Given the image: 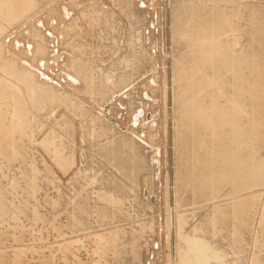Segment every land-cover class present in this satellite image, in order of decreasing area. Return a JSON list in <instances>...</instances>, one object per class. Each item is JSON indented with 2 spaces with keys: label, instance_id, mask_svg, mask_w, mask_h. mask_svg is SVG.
<instances>
[{
  "label": "bare ground",
  "instance_id": "6f19581e",
  "mask_svg": "<svg viewBox=\"0 0 264 264\" xmlns=\"http://www.w3.org/2000/svg\"><path fill=\"white\" fill-rule=\"evenodd\" d=\"M221 1L231 2L232 0H221ZM33 2L34 0H0V9H2L0 10V20H4L2 18L6 17L7 14L9 13L11 15L20 13L19 18L25 17L27 13L29 14V11L31 10L30 7L33 5ZM60 7L61 8L59 9H62L63 6L60 5ZM130 7L131 6H129V8ZM3 9L5 10L3 11ZM191 10H192L191 15L188 17L187 15H181V14L179 15L178 22L180 25H177V27H179L177 28V31H179L178 32L179 42L181 44L189 46L190 48L189 55L181 57L174 64H172L174 65V78H173L174 80L173 81L174 83L178 85V88H179L178 93L177 95H175V97H177V102L179 103L180 108H181V116L177 120L178 130H177V134L175 135L177 137L176 139L178 140V149H175V151L177 150V153H178V155L176 156L178 160L177 170L180 172L179 173L180 180H178L179 184L178 186L177 184H175L179 188V192H177L176 194L179 196V198L181 195L182 200H185L187 203H191V205L193 206L200 202L210 203L215 200H219L221 198L228 199L229 197L234 199L235 204L231 206V208L230 207L229 208H218V206H215L210 211V214L205 218V220L203 222L201 221L202 222L201 225H194L193 223H191L190 225V222H192V220L195 219V213H193L194 211L192 212L193 214L192 216H187L186 214H183V212L182 213L180 212L177 217V224H176V232H177V238L179 241V249L177 250L178 251L177 254L175 253L176 256H174V258H171L169 260V264H223L225 263L229 256L227 251L222 250V247L221 249L220 247L218 248L217 243L213 241L212 238L207 239L208 237L206 238L204 235H210V236L212 235L215 238H219L220 234L225 232V229L227 228V223L230 217H232V219L236 223L235 226L233 227L234 228L233 237H237L238 235L242 236L243 234H241L242 232L241 230H243V227H245V230L247 232L251 231L252 233V237L250 239L254 240L253 248L256 249V251L253 254L251 252L252 257L249 261V264H264V202L262 200L264 194L258 193V191H256L260 188H264V12L256 11V12H252L251 14L247 15L249 28L246 31L245 37H246L247 43H249L250 45L247 48L244 47V49L240 51L239 49H241V47H239L238 45L240 44V38L238 34L240 33L241 26H242V25L240 26V21H242V19L245 18V15H242L238 10H235L234 8L230 9L224 6H223V10L221 11H208L205 8L204 9L205 12H203V10L198 7L197 8L194 7ZM61 12L63 13V10ZM179 12H181V10H179ZM43 17H46V16H43ZM30 21H32V19ZM5 30L6 28L0 25V37L5 32ZM177 31L175 33H177ZM15 37L16 35L14 36V39ZM35 41H34V44L31 42L34 45L33 46L34 50L37 44V43L35 44ZM16 43L17 41L15 42V44ZM46 43L42 42V40L41 42L40 41L38 42V47L36 48V51H35L36 55H33L30 60L32 63L38 62L40 59L45 58L48 55V53L51 51V49H49L50 51L48 52ZM15 50L17 49L15 48ZM17 52L9 49V45L7 44L6 41L1 42L0 44V73H2V77L0 76L1 77L0 84L1 83L3 84L0 85V164H1V160L11 162V164L18 163L22 171H24L21 179H24L27 181V188L26 190H23V192L25 193L22 198L23 202L18 203V205L21 203L20 208L19 206L18 208L15 207L17 205L16 200H13L12 196H11L12 199L10 200L9 193L6 190L5 191L2 189L0 190V264H55V260L57 258L60 260L61 263L63 262V264H119V263L121 264L123 262L125 264H141V262L143 261L142 260L143 258L142 248L144 247V245L142 244V241L144 240V238H147L146 237L148 236L147 233L151 234L154 231L153 225H148L145 222H144L145 224H141L140 227L136 229H132V230L128 229L127 231H126V228L123 229L124 227L122 228L115 227L113 228L114 230L112 231L106 230L107 231L106 233L94 232V233H90L87 236H83L80 238L65 239L64 241L58 242V243H45L42 246H36L34 244H28L25 246L19 245V243L22 240H24V238H28L30 240L34 239L37 233H38L37 235L38 237H43L42 234L44 230H39V231L37 230L38 225L43 222L47 223L48 221V226L45 229L46 231H51L53 235H56L57 237H61L62 235L67 236L66 233L68 232L66 231L68 230L93 231L94 230L93 225L97 224L100 226L102 225L104 226L105 224L107 225V223H110L112 221L114 222L116 218L119 219L122 217L123 219H126L127 221H129L128 217H132V215H131V211L129 210L127 206V202H126L127 198H125V196L121 194L123 186L120 183H118V181H117V184H115L116 188L109 189V191L106 190L105 192H101L98 195L100 203L98 204L96 203L95 206L92 205L94 204L93 202L92 204L91 202H89L90 201L89 199H83L79 201V203H76V201L78 200L77 198L74 199L75 194L73 193L72 194L73 199L70 200L71 202L67 203V205H65L64 208L66 209L71 206L72 208H74V211H77V212H72V209L71 211L70 209H68V212L65 213L67 217V222H68L66 224L65 229H61L62 227L59 228L60 226L58 227L57 221L59 222V220L57 218L55 220H52L53 217L49 218L47 213L44 214V211H43V214L41 215L39 211L40 208L38 209V207H36L35 201L36 200L38 201V199H36L37 197L36 195H37V192L41 190L39 188V185L41 187L40 179H42L41 174H43L42 172L44 171L42 170L43 168L42 167L41 168L42 172H41V170L38 167L41 164L40 165L37 164L40 162L36 161L37 159L35 160L33 158V155H34L33 150L36 151L37 149V148L35 149V146H34L35 144L34 136L36 135L35 131L38 130V128L40 129V127L38 126H40V122L42 121V119L45 118L44 115L46 114L49 115L51 112L50 111V112H47L46 114H43V110L46 109L48 111L49 109H51V107L53 108V106L56 104H59L60 106H67V107L71 105H70L69 100L67 99V96L65 97L63 95L64 92L61 93V91L57 90L58 88H56L55 86H51L45 81H43V79L41 80L39 79V74L42 72H34L30 70L27 67L28 63L25 66L24 65L25 63L23 62L25 59L22 60L19 56H17L19 55ZM78 60L79 59L77 57L71 58L70 61L66 64L68 71L71 72V74H69L70 72L67 74L73 75L75 79L77 78L76 80L80 81L81 86L82 84L83 85L85 84L88 87L87 94L95 96V94L99 90L101 93V100H104L102 105H106V103L109 101L110 97H108V94L113 93L111 96V99H112L115 93L123 91L125 88L129 87V85L131 84V83L129 84L130 79H131L130 76H124V77H127V80H128L127 81L125 79V82L123 84L124 86L122 85L124 88H121L119 91H114L113 86L115 85H112V82H113L112 80H114V74H116L115 72H117L116 65H113L112 69L105 72L103 68L97 67L90 62L86 64ZM41 65L42 63L41 61H39V63L37 64L38 66L37 68L41 69L40 68ZM124 65L126 66V68H129L130 71L134 70L132 71V73H134L138 67L146 71H150L151 69L153 70L155 66L153 59L151 58L149 59L146 57L135 58V56L133 55L124 61ZM172 77H173V74H172ZM76 80L73 79L72 81L76 82ZM97 82L100 84L99 86L102 85L103 87L98 88L96 90V88L93 86L95 83L97 84ZM71 88H73L75 91L81 90V87L78 85H74V86L72 85ZM61 90H64V89H61ZM79 92L81 93V91ZM72 96L73 95H71V99H72ZM107 97H108V100H107ZM76 103L80 104V102H76ZM136 105L137 104L135 102L133 106L136 107ZM139 105L140 103L137 105V107ZM136 109L135 111H138ZM8 110H10V112H8ZM59 110H60V107H59ZM90 110L92 109L89 108V111ZM75 111L77 112L76 109ZM63 112L65 111L63 110ZM51 114L53 115L54 113H51ZM93 114L94 113H92V116ZM99 118L101 119V116ZM99 126L100 125H98V127ZM101 132L104 133L103 130H100V132L96 130L95 133H93L92 135L94 136L97 135L100 138L102 137L104 138L106 134L105 133L103 135L99 134ZM125 137H126V134H125ZM63 138L64 137H62V135L58 137V135L52 136L51 134H49L39 142L40 143L39 148L40 149L42 148L41 150L45 151L49 155V158L55 164L54 167L57 166L59 169L66 171L70 169V167L73 164H75V162L77 161H75L73 158L75 154L73 156H71L72 154L71 155L69 154L71 153V151L68 153L69 155H67L66 151L68 147L62 142ZM71 138L72 137L68 139L70 140ZM78 139H80V137ZM129 139L127 138L124 139L123 140L124 144H121L122 142L119 144H116L115 148L113 149L111 153V159L113 163L115 162L119 164H128L127 162L128 157L126 158L123 156L122 145L124 146L127 145V143L130 142ZM107 140H108L107 142L108 144L113 143L114 145V142L109 141V139ZM99 143L97 144L99 145ZM107 147L109 146L107 145ZM140 147H143V146L140 145ZM103 148L104 147H102V149ZM143 153L145 154V152ZM150 154L152 155V153ZM100 156L101 155H99V157ZM139 156H140L139 158H138V155L134 157L135 159H137V160L134 159L135 163L139 164L140 166L138 167L139 169L138 171L146 170L149 166H150L149 169L152 170L151 168L152 164H150L152 163V160L150 162L148 161L149 163L145 164V165L149 164V166L143 167L142 161L145 159V155L144 157H142L143 155H139ZM148 158L149 160L151 159L150 157ZM148 158L146 156V160H148ZM89 159H90V156H89ZM45 162H47L46 158H45ZM47 165H48L47 169L51 171L49 167V165L51 164L48 163ZM2 166L0 165V173L3 171ZM76 166L77 165L75 164V167ZM10 168L12 170L14 167L12 168V165H11ZM109 170H107L106 173ZM82 173H84L83 170L76 173V175L79 176V174L82 175ZM13 174H16V178H17V173L14 172ZM46 174H45V178L43 179H45L49 184L53 185L54 181L51 180L50 178L52 175L50 176L49 174L50 177H46ZM146 174L148 173H145V176ZM106 175L105 177H108ZM110 175L109 177H111ZM113 175L115 174L113 173ZM68 176L70 175H67V177ZM14 177L13 179H15ZM59 177H61V174ZM99 178L100 177H98V179ZM153 178L154 177H152L151 179ZM13 179L12 180L10 179V180L12 181V189H14V192L16 193L17 192L16 190L18 188L17 186L18 179H15V180ZM92 181L93 180H91V182ZM120 182H123V181H120ZM96 183H97V180L93 181V184L92 183L91 184L94 185ZM151 183L152 181L150 182V184ZM45 184L46 182L44 183V185ZM23 185H26V184H23ZM87 185H90V183L88 182ZM59 186H57L56 188H58ZM95 186L97 187V185ZM61 187H59V189H61L62 191L63 190L62 188L64 186L62 188ZM46 189H49V188H46ZM80 189L77 191L80 192ZM102 189L103 188H101V190ZM95 190L96 188L94 189V191ZM64 193H61V194L66 196L67 194L66 191ZM154 194H156V196L158 195L155 192ZM18 195H21V194H18ZM26 195H27V198L25 197ZM41 195L43 196V194ZM244 195H247V196L244 197ZM140 197H142L141 193H140ZM41 199H43V197L40 198V201ZM65 199L66 197L64 198V200ZM141 200L139 202H141ZM261 200H262L261 203H263V205L261 204L262 206L260 205L259 209L255 208L254 204L257 201H261ZM46 201L48 202L49 206L51 202L52 208L54 209L55 208L59 209L61 204L62 206H64V204L68 202L66 201L63 204V203H59L58 199L54 201L52 199L50 200V198ZM144 201L146 200H143L142 202ZM181 201L179 199L177 201V205L179 208L180 207L183 208V206H180L182 205ZM150 205L151 203L148 206H146L145 210L148 211L147 212L148 215L152 216L151 213L149 214V210H147V208H151ZM90 206L94 207L93 212H88V209L90 208ZM11 207L15 208L14 210H16V212L14 213L12 212L13 216L9 217L12 220L8 223L6 220V217L8 216L7 212L9 208ZM144 207L142 208L144 209ZM46 208H48V206ZM65 209H62V211ZM208 210L206 211V213L208 212ZM49 211H50L49 213H51V209ZM58 211L56 212L60 213ZM91 211H92V208H91ZM52 214L53 213H51V215ZM45 215L48 216V219H47V216ZM201 215L203 216L204 213ZM252 216L256 218L257 216H259V221L256 225L254 223L251 224L250 218ZM24 217L27 219V223L23 221ZM97 217L101 219L99 222L97 220L96 221L93 220L94 218H97ZM196 218H198L197 215H196ZM90 220H91V223L89 222ZM124 221H122V223ZM88 222L91 225L89 226L90 228L85 227L86 225H88ZM5 223H8V224L5 226ZM2 225L5 226L4 229L1 228ZM254 225L257 226L256 230L254 229L255 228ZM190 226L191 228L189 229L190 230L189 232L188 228ZM250 241L248 244H250ZM8 243H11V245H8ZM90 243H93L92 247H90ZM223 248H225V246H223ZM241 251H242V248H241ZM81 252H83V254ZM83 256L85 257L91 256L92 261L91 262L88 261L90 257L86 259ZM245 256L247 258V255ZM232 257H233V254H232Z\"/></svg>",
  "mask_w": 264,
  "mask_h": 264
},
{
  "label": "rangeland",
  "instance_id": "374dc122",
  "mask_svg": "<svg viewBox=\"0 0 264 264\" xmlns=\"http://www.w3.org/2000/svg\"><path fill=\"white\" fill-rule=\"evenodd\" d=\"M34 2H33L34 6L32 5L30 7L31 10L29 9L30 10L29 14L27 13L25 17L19 18L20 13L19 14L16 13L14 15H11L9 13L7 14L6 17L2 18L4 20H0V23L2 22L0 25L6 28L5 32L0 37V44L1 42L6 41L7 44L9 45V49L16 51V52L18 51L17 53L19 55L17 56H19L22 60L25 59L23 61L25 63L24 65L26 66L28 63L27 67L30 70L34 72H42L39 74V79L40 80L43 79V81H45L49 85L55 86L56 88H58L57 90L61 91V93L64 92L63 95L65 97L67 96V99L69 100L70 105H71L67 107V106H60L59 104H56L53 106V108L51 107V109H49L48 111L46 109L43 110V114H46L47 112H50V111L51 112L49 115L47 114L44 115L45 118L42 119V121L40 122V126H38L40 127V129L38 128V130H36L37 132L35 131L36 135L34 134L35 135L34 136V141H35L34 146H35V149L37 148L39 150L37 149L36 151L33 150V154H34L33 158L35 160L37 159L36 161L40 162V163H37L39 165L41 164L38 167L40 170L43 167L42 170L44 171L42 172L41 170V172L43 173L41 174L42 179H40L41 187L39 185V188L41 190L37 192L36 199H38V201L37 200L35 201V205L36 207H38V209L40 208L39 211L41 215L43 214V211H44V214L47 213L49 218L53 217L52 220H55L57 218L59 220V222L57 221L58 227L60 226L59 228L62 227L61 229H65L66 224L68 223L65 213L68 212V209H70V211L72 209V212H77V211H74V208H72L71 206H70L71 208L70 207L66 208L67 210L64 208L65 205H67V203H70L71 202L70 200L73 199L72 197L73 193L75 194V196L73 195L74 199L77 198L78 200L76 201V203H79V201L83 199H89L90 200L89 202H91V204L93 202L94 204L92 205L95 206L96 203L97 204L100 203L98 195L101 192H105L106 190L109 191V189L116 188L115 184H117V181H118V183H120L123 186L121 194L125 196V198H127L126 199L127 206L129 210L131 211L132 217H128L129 221H127L126 219H123L122 217H121L122 219L116 218L114 221L115 223L112 221L110 223H107V225L105 224L106 226L105 225L100 226V225L95 224L93 225L94 227L93 231L68 230L66 231L68 232L66 233L67 236L62 235L61 237H57L56 235H53L51 231L45 230L48 226V221H47V223L46 222L41 223L42 225L39 224L41 227L38 225V229H37L38 231L44 230L42 234L43 237H38L37 236L38 233H37L34 239L30 240L28 238H24V240H22L19 243V245L25 246L28 244H34L36 246H42L45 243H58V242L64 241L65 239L80 238V237L87 236L90 233H94V232L106 233L108 230H111V231L114 230L113 228L115 227L117 228L124 227L123 229L126 228V231L128 229L132 230V229H136L140 227L141 224L146 223L148 225H153L154 231L151 234L147 233L148 235L146 236L147 238H144V240L142 241V244L144 245V247L142 248V257H143L142 260L143 261L141 260L142 261L141 264H169V260L171 258H174V256H176L178 252L177 250L179 249V241L177 238L176 224H177V217L180 212L181 213L183 212V214H186L187 216H192L193 215L192 212L194 211L193 213H195V219L194 220L190 219L192 220V222H190V225L191 223H193L194 225H201V223L210 214V211L215 206H218V208H229V207L231 208V206L235 204L234 199L229 197L228 199L221 198L219 200L213 201L215 204L213 202H210V203L200 202L193 206L191 205V203H187L185 200H182L181 195H180V198H181L180 199L179 196L176 194L177 192H179V188L177 186L179 184L178 180H180L179 179L180 172L177 170L178 160L176 156L178 155V153H177V150L175 151V149H178V140L176 139L177 137L175 135L177 134V130H178L177 120L181 116V108H180L179 103L177 102V97H175V95H177L178 93L179 88H178V85L174 83L173 81L174 80L173 79L174 78V65L172 64H174L181 57H184L186 55L188 56L190 52L189 46H186L179 42V37H178L179 31H177V28L179 27H177V25H180V24L178 22L179 20L178 17L180 14L187 15V17L190 16L192 12L191 9L194 7L201 8L203 12H205L204 10L205 8L208 11H221L223 10V6L228 7L230 9L234 8L235 10H238L242 15H245V18H243L242 21H240V26L242 25L241 31H240L241 35L240 33L238 34L240 38V44H241V45L240 44L238 45L239 47H241V49H239L241 51L244 49V47L247 48L250 45L249 43H247V40L245 37L246 31L249 28L247 15L251 14L252 12H256V11L264 12V0H232L231 2H225L221 0H42V1L34 0ZM60 5L63 6L62 9H59L61 8ZM129 6L131 7L129 8ZM4 10L5 9H3V11ZM62 10H63V13L61 12ZM179 10H181V12H179ZM43 16H46V17H43ZM31 19L32 21H30ZM35 22L36 23L40 22V23L36 24ZM176 31L177 33H175ZM15 35L16 37L14 39ZM41 40L44 43L46 42L48 43V45L46 43L48 52L50 51L49 49H51L52 52L50 51L45 58H42L39 60L42 63L40 67L41 69H39L37 68L38 67L37 64L39 63V61L32 63L30 60L33 55H36L35 51H36V48L38 47V42L39 41L41 42ZM16 41L17 43L15 44ZM34 41H35V44L37 43L35 46V50L33 47ZM15 48L17 50H15ZM132 55L135 56V58L146 57L149 59L150 58L153 59L154 65H155L153 70L151 69L150 71H146L138 67L135 70V72L132 73V71L134 70L131 69L132 71H130V69L126 68V66L124 65V61L127 60ZM76 57L79 59L78 61H81L86 64L90 62L97 67L103 68L105 72L112 69L113 65H116L117 66L116 71L118 73L114 71L116 74H114V80H112L113 81L112 85H115L113 86L114 91H119L121 88H124L123 84L125 82V79L127 80V77H124V76H130L131 79H130L129 84L130 83L131 84L130 85L128 84L129 87L125 88L123 91L115 93L112 99H111V96L113 93L108 94V97H110L111 100L109 99L106 105H102L104 100H101V93L99 90L97 91L95 96L89 95L87 94L88 87L85 84L84 85L82 84L81 86L80 81L76 80L77 78L75 79L73 75H69L71 74V72L68 71L66 64L70 61L71 58H76ZM129 71L132 74H130ZM0 74H1L0 76L2 77V73ZM172 74H173V77H172ZM71 79L76 80V82L75 81L73 82ZM2 84L3 83H1L0 85ZM72 85L80 86L81 90H77L78 92L75 91L73 88H71ZM99 85L100 84L97 82V84L95 83L93 87H95L96 90L98 88L103 87L102 85L101 86ZM60 88L66 91L61 90ZM79 91H81V93ZM70 94L73 95L72 99H71ZM75 94L77 97L75 96ZM108 97H107V100H108ZM76 102H80V104L81 103L82 104L80 105L79 103L77 104ZM135 102L137 105L140 103L139 105L140 108L139 106L137 107V105L136 107L133 106ZM59 107H60V110H59ZM88 107L91 108L92 110L89 111ZM75 109L77 110V112L75 111ZM135 109L138 111H135ZM63 110L65 112H63ZM8 112H10V110H8ZM51 113H54V114L52 115ZM92 113H94L93 116H92ZM100 116H101V119L99 118ZM98 125L102 127L100 126L98 127ZM99 129L104 131V133L106 134L105 136L106 138L105 137L100 138L97 135L96 136L92 135L93 133H95L96 130L100 132ZM64 133L66 136L64 135ZM77 133L80 135H78ZM104 133L101 132L99 134L103 135ZM49 134H51L52 136L58 135V137L62 135V137H64L62 142L68 147L67 151L70 149L68 152L66 151V153L67 155L72 154L71 156L75 154L73 158L75 161H77L75 162V164L77 165L76 167H75V164H73L70 167V169L66 171L59 169L57 166L54 167L55 164L51 161V159L49 158V155L45 151L41 150L42 148L41 149L39 148L40 147L39 142ZM125 134H126V137H125ZM67 137L68 138L72 137L71 138L72 140L71 139L69 140ZM79 137L80 139H78ZM126 138L127 139L130 138L129 139L130 142H128L129 144L127 143V145L125 146L122 145V150H123V156L126 158L128 157L127 158L128 164H119L115 162L113 163L111 159V153L113 149L115 148L116 144H119L121 142H122L121 144H124L123 140ZM107 139H109V141L114 142V145L113 143L108 144ZM97 143H99V145ZM105 144H107L109 147H107V145ZM140 145L143 147H140ZM102 147L104 148L102 149ZM140 148L143 152H145V154L140 150ZM70 151L71 153H69ZM87 153H89L90 155ZM150 153H152V155ZM99 155L101 156L99 157ZM136 155H138V158L140 157L139 155H143L142 157H144L145 155V159L142 161L143 167L149 166V164L147 165L145 164L149 163L152 160V163H150L152 164L151 165L152 170L149 169L150 167L149 166L146 170L138 171L139 170L138 167L140 166L139 164L135 163V160L137 159H135L134 157ZM89 156H90V159H89ZM146 156L147 158L150 157L151 159L149 160L148 158V160H146ZM45 158H46V161L49 164H51L49 165L51 171L47 169L48 163L45 162ZM0 165L1 166L3 165L2 166L3 171L0 173V190L1 189L4 191L6 190L9 193L10 198L9 197L8 198L11 200L13 197V200H16L17 205L15 204L16 205L15 207L18 208L19 206L20 208L21 203L23 202V199H22L23 195L25 194L23 190H26L27 188V181L24 179H21L24 171H22L18 163L11 164V162L1 160ZM11 165H12V168L14 167L15 169L13 168L11 170L10 168ZM91 167L92 168L94 167L95 169L93 168L92 170ZM81 170H83L84 173H82V175L79 174L80 176L79 177L76 175V173H78ZM107 170L109 171L106 173ZM14 172L17 173V178H16V174H13ZM59 172L61 174V177L63 176L62 178L59 177L60 176ZM48 173L50 174V176L51 175L52 176L50 177ZM108 173L109 175L111 173L110 175L111 177H109ZM113 173L115 175H113ZM145 173H148V174H146L145 176ZM45 174H46V177H50L51 180L54 181L53 183L54 186L49 184L45 179H43L45 178ZM104 174L105 175L107 174L106 176L108 177H105ZM67 175H70L71 177L70 176L67 177ZM11 176H13L15 179H18L17 186L19 189L17 188L16 190L18 193L17 192L15 193L14 189H12L11 180L13 179V177ZM98 177L100 178L98 179ZM152 177L154 178L151 179ZM80 180H82L83 182ZM91 180L93 181L97 180V183L92 185L93 181L91 182ZM44 181L46 182L45 185H44L45 183ZM120 181H123V182H120ZM151 181L152 183L150 184ZM55 182L59 184L57 185ZM88 182L90 183V185H87ZM153 183L154 184L156 183L155 184L156 187L154 186ZM23 184H26V185H23ZM175 184H177V186ZM56 185L57 186L61 185L62 187L64 186L63 188L59 186L63 190L61 191L59 187L56 188L57 187ZM95 185H97V187ZM151 185L154 187H152ZM43 186L49 189L52 188L51 189L52 191L44 188ZM79 186L81 187V189ZM150 186L152 189L150 188ZM95 188L96 190L94 191ZM101 188L103 189L101 190ZM79 189L81 193L77 191ZM65 191L67 193L66 196L61 194V193H64ZM256 191H258V193L264 194V188H260ZM154 192L157 193L158 195L156 196ZM140 193L142 197H140ZM18 194H21V195H18ZM41 194H43V196ZM138 195L142 200L138 197ZM55 196L58 198H56ZM246 196L247 195H244V197ZM25 197L27 198V195ZM42 197L44 200L41 199L40 201V198ZM48 197L50 198V200L52 199L54 201L58 199L59 203L64 204V202L66 201L68 202H66L64 206H62L61 204L59 209H56V208L54 209L52 208L51 202H50V206H51L50 207L48 202L46 201L49 199ZM63 197L64 198L66 197V199L64 200ZM95 198L97 201L95 200ZM178 199L180 201L182 200L181 201L182 205L180 206H183V208L178 207L177 205ZM140 200L141 202H139ZM143 200H146V201L142 202ZM262 200L264 202V196ZM262 200L257 201L254 204L255 208L259 209L260 205L261 204L263 205V203H261ZM19 202L21 203L18 205ZM150 203H151L150 205L151 208H147V210H149V214L151 213L152 216L148 215L147 213L148 211L145 210L146 206H148ZM47 206L48 208H46ZM142 207H144V209ZM61 208L65 210L62 211ZM91 208H92V211H91ZM93 208L94 207L90 206V208L88 209V212H93ZM14 209L15 208L11 207L9 208L7 212L8 216L6 217V220L8 223L12 220L9 217L13 216V213L16 212V210ZM48 209L49 210L51 209V213H53L54 216L53 214L51 215V213H49L50 211ZM55 210L56 211L60 210L58 211L60 213H57ZM207 210L208 212L206 213ZM203 213H204L203 215L204 217L201 215ZM196 215L198 218H196ZM48 216H47V219H48ZM93 220L94 221L97 220L99 222L101 219L97 217V218H94ZM250 220H251V224L254 223L256 225L259 221V216H257V218L252 216ZM23 221L27 223V219L25 217ZM122 221L124 222L122 223ZM89 222L91 223V220ZM89 222H88V225L85 226L86 228H90L89 226L91 225ZM8 223H5V226ZM235 224L236 223L234 222L232 217H230L228 220L227 228L225 229V232L221 233L219 238H215L212 235L211 236L204 235V236L206 238L208 237L207 239L212 238L213 241L217 243L218 248L220 247L221 249L222 247V250L227 251L229 256L227 258V261L223 264H232V263L233 264L234 263L236 264H247L248 263L249 264L252 254L255 253L256 251V249L253 248L254 240L250 239L252 237V233L251 231L247 232L245 230V227H243V230H241L242 231L241 234L243 235L242 236L238 235L237 237H233V234H234L233 227L235 226ZM154 225H156L157 227ZM255 225H254L255 227L254 229L256 230L257 226ZM5 226L2 225L1 228L4 229ZM190 228L191 226L188 228V230ZM249 241H250V244H248ZM11 243H8V245H11ZM92 246H93V243H90V247ZM223 246H225V248H223ZM240 247L242 248V251ZM81 253L83 254V252ZM232 254H233V257H232ZM245 255H247V258ZM83 257L86 259L90 257L88 261L89 262L92 261L91 256H86V257L83 256ZM56 263L63 264V262L61 263L58 258L55 260V264ZM121 264H125V263L123 262Z\"/></svg>",
  "mask_w": 264,
  "mask_h": 264
}]
</instances>
